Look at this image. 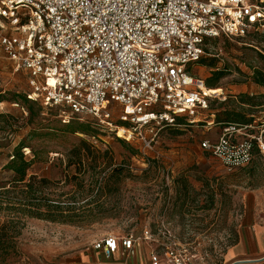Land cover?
<instances>
[{
  "label": "rangeland",
  "instance_id": "rangeland-1",
  "mask_svg": "<svg viewBox=\"0 0 264 264\" xmlns=\"http://www.w3.org/2000/svg\"><path fill=\"white\" fill-rule=\"evenodd\" d=\"M255 1L264 5V0ZM5 32L0 29V36ZM263 33L264 28H260L239 37L210 39L202 58L215 60L223 71L209 87L218 89V97L199 112L197 121L154 128L153 140L147 128L118 135L115 125L132 129L131 123L118 120V106L111 111V125H101L92 117L70 118L69 123H63L55 108L23 102L31 93L27 74L14 69L0 45V185L9 176L4 169L8 155L20 141L27 145L22 149L24 154L33 160L28 174L50 180H64L65 175L79 171L87 178L91 173L87 168L90 159L82 169L67 166L69 150L79 137L88 139L101 152L107 150L105 158H111L109 164L102 162L97 168L101 179L97 193L88 191V183L83 188L65 183L54 190L83 204L81 211L92 209V220L70 224L28 218L15 252L0 264H87L94 261V240L106 235H140L145 229L155 232L162 225L176 232L181 244L178 248L188 254L190 264H222L226 246L235 242L239 226L253 219L264 224V158L253 155L254 170L251 163L226 167L201 146L202 141H215L222 132L214 121L204 120L230 108L254 116L249 131L258 134L264 129V107L247 108L237 103L239 94L264 92V87L250 79L255 68L264 71V60L255 51L263 44ZM188 69L207 87L213 68L198 62ZM68 125L75 129L88 126V132L71 134L66 130ZM175 193L185 196L181 213L172 211L170 199ZM88 201L91 204L86 206Z\"/></svg>",
  "mask_w": 264,
  "mask_h": 264
},
{
  "label": "built area",
  "instance_id": "built-area-1",
  "mask_svg": "<svg viewBox=\"0 0 264 264\" xmlns=\"http://www.w3.org/2000/svg\"><path fill=\"white\" fill-rule=\"evenodd\" d=\"M260 28L264 5L255 0H0V45L14 69L26 72L28 98L58 110L62 122L92 117L111 125L118 106V120L132 124L124 132L147 128L152 140L154 128L193 122L218 97L188 69L207 40ZM252 127L228 125L201 146L228 168L249 163L255 146L264 158V129ZM142 240L158 242L165 264L189 263L165 225L91 246L105 258L127 256ZM151 262H160L158 252Z\"/></svg>",
  "mask_w": 264,
  "mask_h": 264
},
{
  "label": "trees",
  "instance_id": "trees-1",
  "mask_svg": "<svg viewBox=\"0 0 264 264\" xmlns=\"http://www.w3.org/2000/svg\"><path fill=\"white\" fill-rule=\"evenodd\" d=\"M261 41L263 42L261 48L255 47V51L257 56L264 60V33L262 34ZM198 62L214 69L212 77L207 78L205 82L208 88L212 87L223 75V71L217 68L215 60L206 61L201 57ZM250 79L253 83L264 87L263 70L255 68ZM263 99L264 92L258 95L242 93L239 94L237 103L247 108H263ZM22 100L23 102H37L28 97H23ZM13 103L16 104L17 101H13ZM37 103L39 104V102ZM29 111L32 114L30 109ZM254 120L252 114L230 108H224L221 112L215 114V122H220L224 126L252 124ZM63 123H69V121ZM66 127V130L71 134L76 132L87 134L88 132V126H79L77 129L72 128L70 125ZM25 147L27 145L23 141H20L12 149L8 155V161L4 165V169L8 172L9 176L0 185V262L15 252L17 238L20 236L25 221L28 218L70 224L77 223L83 219L92 220L94 218L92 209H89L87 212L85 210L81 211L80 208H83V204L80 205L75 200L71 201L63 198L64 193L61 191L55 192L54 190L61 189V186L65 183L77 188H83L88 183V187H90L88 191L97 193L100 190L101 181L98 178L97 168L102 162L109 164L111 159L110 157L105 158L108 153L107 150L101 152L88 139L79 137L74 141L72 148L69 150L67 166L73 165L75 169H82L87 159H90L91 162L87 164V168L90 169L91 173L86 178L78 170L79 172L72 174V176L65 175L64 180H50L35 173L28 174L33 160L27 158L24 154L22 149ZM254 154L256 158L262 157L256 146L253 150ZM249 163L252 164L251 167L254 170L256 162L251 159ZM91 185L96 187L93 188ZM85 204L88 206L91 204V201Z\"/></svg>",
  "mask_w": 264,
  "mask_h": 264
},
{
  "label": "crops",
  "instance_id": "crops-1",
  "mask_svg": "<svg viewBox=\"0 0 264 264\" xmlns=\"http://www.w3.org/2000/svg\"><path fill=\"white\" fill-rule=\"evenodd\" d=\"M209 116V120H204L205 122L214 121V125L221 129V131L226 127L220 122H215V114H210ZM184 197V195L175 193L170 199L172 201L173 212H176V210L180 213L184 211L186 202ZM153 252H158L160 256L158 264H165L162 261V249L158 246V242L149 240H142L134 253L127 256L116 252L112 257L105 258L100 251L92 248L94 261L87 264H152L151 254ZM222 264H264V224L253 219L239 226L235 242L226 246Z\"/></svg>",
  "mask_w": 264,
  "mask_h": 264
},
{
  "label": "bare ground",
  "instance_id": "bare-ground-1",
  "mask_svg": "<svg viewBox=\"0 0 264 264\" xmlns=\"http://www.w3.org/2000/svg\"><path fill=\"white\" fill-rule=\"evenodd\" d=\"M211 91H212V92H217L218 89H212V88H211ZM123 129H124V128H122V127H118V129H117V134L122 136V133L124 132Z\"/></svg>",
  "mask_w": 264,
  "mask_h": 264
}]
</instances>
